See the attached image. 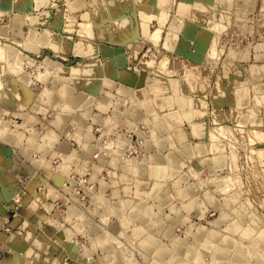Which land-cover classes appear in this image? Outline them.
<instances>
[{"label": "rangeland", "instance_id": "1", "mask_svg": "<svg viewBox=\"0 0 264 264\" xmlns=\"http://www.w3.org/2000/svg\"><path fill=\"white\" fill-rule=\"evenodd\" d=\"M51 1L0 6L13 55L0 60V229L24 240L25 207L56 227L50 246L87 264H264V0H134L121 39L100 37L116 30L103 13L97 24L73 15L79 0ZM17 17L28 25L12 37ZM58 36L67 46H53Z\"/></svg>", "mask_w": 264, "mask_h": 264}, {"label": "crops", "instance_id": "2", "mask_svg": "<svg viewBox=\"0 0 264 264\" xmlns=\"http://www.w3.org/2000/svg\"><path fill=\"white\" fill-rule=\"evenodd\" d=\"M53 1L54 0H52L51 2H53ZM69 1H70V3H69ZM69 1L67 0L68 4H72L71 0H69ZM79 1H80V3L76 1L74 4L71 5L73 7V9L71 10L73 12V15L77 14V16H81V17H82V15L83 16L87 15V17L92 19V21H94V23L98 24L99 23L98 18L94 16V13L96 16H97V13H98V16L101 13H103L105 15L103 20L108 19V20H106L107 23L109 21V22H111V25L116 24V30L112 26L113 27L112 30L110 29L108 32L105 30L103 32L101 31L100 37H106V38H107V36H106L107 33L108 34L110 33V36H113L117 39L118 38L121 39V38L125 37V35H128L131 32V29H130L131 27L129 25V19H125L123 15H120L122 7L133 8L134 4L137 8L141 7V5L138 3H135L134 0H129L127 5L119 4L121 0H114L115 4H111V3H109L108 0H104L106 3L103 5V2H102V4L100 3L103 0H99V2H98L99 4L96 3V6L93 3L94 2L93 0H79ZM163 1L165 3L167 0H163ZM184 1H190V2H192V1L202 2L203 1V2L209 3L211 5H214L216 3V0H202V1L184 0ZM16 2H17L16 0H0V6L4 10L16 12V9L18 6ZM28 2L29 3L24 5V9L26 11H28L29 8L35 9V0H29ZM71 6H69V7L72 8ZM76 6H78V7L74 8ZM97 7H101V8H99L100 9L99 12H98V9H94ZM147 7L149 8V0H148ZM105 8H107L108 12H104ZM119 15L121 18L119 17ZM40 22H44V16L43 15H40ZM193 22L196 23L197 21H193ZM23 23L27 24V22H23ZM23 23H16V26L11 25L10 30H9V35H11L12 37H14V36L18 37L20 32H21L19 27ZM187 23H192V20L190 21L188 19ZM22 27H23V25H22ZM129 35H131V34H129ZM55 38H57V37H55ZM65 46H67V43L64 40V47ZM75 46L81 51H90L92 49H95V44L93 42H91L89 40H85V39L77 40ZM173 88H174V92H175L174 100H177L182 105L186 106L188 100L185 96L181 95L180 86L178 84L173 83ZM62 91H63V95L68 96V88H63ZM0 131L3 132L4 131L3 128H1ZM53 138H54V135L49 134L48 139L52 140ZM3 164L5 165V163H3ZM3 164L0 165V167H3ZM24 167L25 168H22V169L25 171V173H27L26 166H24ZM13 170L15 172H17L15 169H13ZM0 172H2V171H0ZM20 172H21V170H20ZM153 173H156V172L151 171V174H153ZM8 174H9L8 176H10L12 179L13 178L16 179V177H17L16 174L14 175L13 173H10L9 171H8ZM2 177H3V173H0V180H1L0 183L2 185H4L5 182L4 181L2 182ZM7 183H9V182H7ZM1 200H3V199H1ZM0 203H1V201H0ZM140 210H142V209L139 208V211ZM143 211L146 212V214L152 213V212H150V209H143ZM27 212H28V209H26L25 207H22L20 209V215L23 217H27V219L29 220L30 226L28 225L27 227H25L24 231H22L23 233L21 235L23 236L24 240L16 241L13 239V237H15L14 233L4 231L5 227L7 228V226L10 225V223L7 222L8 220L5 217L3 210L1 212V209H0V213H1L0 219H2L4 221V224H5V227L0 229V264H24V262L27 261V259H29V258H35L36 260H38L36 262H39V260L45 261L44 257H46L47 255L52 256L50 264H84V263H86V261H81V260L77 261V259H69V257L66 256L68 253V250L59 252V251H57L58 249L56 247H54L52 245L50 246L48 244L49 238L55 240L56 239L55 236H58V234H59L56 231L57 230L56 227L49 225V224H47V226H46V224L44 226L39 225L40 223H38V220L43 221L42 217H41L42 214L38 213L37 211H34V212H31L30 215H28ZM140 227L141 228L138 229L140 231L136 232V234H140L142 231H144V227H142V226H140ZM46 228L52 231L51 235L48 234V231L46 230ZM250 230L251 229L245 230L244 234L249 235L248 232ZM42 235L44 236V240L46 239L45 241L40 239L42 237ZM262 235H264V233H262ZM215 236H216V234H213L211 232L209 234L207 233V239L208 238L214 239ZM9 241L15 242L16 247L14 246V250L9 248V247H6L5 243L9 242ZM146 242H148V241H146ZM107 243L101 242V245L104 248H102L101 245H99V243H98L97 249L100 248V250H104L106 248ZM153 251H154V249H153ZM153 251H151V252H153ZM156 252L159 254H164L166 252V248L164 246H160V247L157 246ZM240 255L241 256L243 255L242 250L237 251V256H240ZM64 256H66V257H64ZM15 257H17V258L15 259ZM100 262L98 264H100Z\"/></svg>", "mask_w": 264, "mask_h": 264}, {"label": "bare ground", "instance_id": "3", "mask_svg": "<svg viewBox=\"0 0 264 264\" xmlns=\"http://www.w3.org/2000/svg\"><path fill=\"white\" fill-rule=\"evenodd\" d=\"M16 1H17L16 3H17V5H18V7H19V8H23L24 5L27 4L29 0H16ZM15 13H16V12H15ZM16 14H17V13H16ZM5 16H6V15H5ZM7 19H8V17H7ZM22 21H23V20H22ZM83 22H84V21H83ZM16 23H21V20H20L19 17L15 18V25H16ZM90 23H91V22H89V24H90ZM3 24H4V22H3ZM7 24H8V23H7ZM85 24H86V23H85ZM85 24H84V25H85ZM220 24H221V23H220ZM82 25H83V24H82ZM87 25H88V24H87ZM87 25H85V27H86L87 32H88V30H89L90 28L88 29ZM8 26H9V25H8ZM19 26H20V25H19ZM88 26L90 27L91 24L88 25ZM208 27H209V26H208ZM83 28H84V27H83ZM84 29H85V28H84ZM91 29H92V28H91ZM157 30H158V29H157ZM157 30H156V31H157ZM156 31H155V32H156ZM89 32L92 33V30L89 31ZM158 32H159V31H158ZM158 32H156V33L158 34ZM91 33H90V34H91ZM154 34H155V33H154ZM5 35H6V34H5ZM8 35H9V34H8ZM16 35H17V34H16ZM215 35H216V34H215ZM151 36L154 37L153 34H151ZM158 36H159V35H158ZM158 36H157V37H158ZM217 36H218V35H217ZM157 37H156V38H157ZM215 37H216V36H215ZM150 38H151V37H150ZM216 38H217V37H216ZM152 39L154 40V38H152ZM156 40H157V39H156ZM156 40H155V41H156ZM214 42H215V44H217V41H214ZM55 44H56V45H55ZM52 45H53V44H52ZM53 46H56L57 49H59L60 47H64V40H63L60 36H58L57 38H54V45H53ZM216 47H217V46H216ZM5 49H6V48H4V46L0 45V60H3V61H4V60L7 61L6 59H2V58L4 57V55H5V53H7ZM210 50H211V49H210ZM215 50H216V49H215ZM217 50H218V49H217ZM208 51H209V50H208ZM12 52H13V50H12ZM216 52H217V51H216ZM9 53L12 54L11 51H9ZM7 54H8V53H7ZM7 54H6V56H8V55L10 56V54H8V55H7ZM211 54H212V53H211ZM217 54H218V53H217ZM12 56H13V55H12ZM12 56H10V57H12ZM209 56H210V54H209ZM141 58H142V57H141ZM8 59H9V58H8ZM129 59H130V58H129ZM9 60H10V59H9ZM5 61H4V62H5ZM10 61H11V60H10ZM140 61H141V60H140ZM4 62H3V63H4ZM5 64H6V63H5ZM130 64H131V63H130ZM150 65H151V63H150ZM0 67H1V66H0ZM3 67H4V66H3ZM3 67H1V68H3ZM6 68H7V66H6ZM0 71H2V69H0ZM37 71H39V70H37ZM46 71H47V70H46ZM42 72H43V71H42ZM42 72H41V73L38 72V73H39V74H43ZM74 72H75V70H74ZM79 73H80V72H79ZM76 74H77V73H76ZM36 75H38V74H36ZM49 75H50V73H49ZM49 75H47V76H49ZM150 75H151V74H150ZM42 76H43V78H44V75H42ZM47 76H45V78H47ZM151 76H152V75H151ZM0 78H1V76H0ZM39 79H41V76H40ZM42 80H44V79H42ZM45 80H46V79H45ZM154 80H155V79H154ZM152 81H153V80H152ZM0 83H1V82H0ZM2 84H3V83H2ZM2 84H0V85H2ZM27 85H28V84H27ZM2 86H3V85H2ZM1 88H4V87H1ZM1 88H0V89H1ZM30 95H31V94H30ZM119 116H120V115H119ZM4 126H5V125H4ZM9 126H10V125H9ZM7 128H8V127H7ZM3 130H4V128H3ZM5 130H6V127H5ZM41 136H42V135H41ZM211 136H212V135H211ZM214 136H215V135H214ZM212 141H213V140H212ZM215 143H216V141H215ZM215 143H213V144H215ZM107 145H108V143H107ZM5 148H6V147H5ZM8 150H9V149H8ZM9 151H11V150H9ZM261 151H262V150H260L259 152L261 153ZM9 153H10V152H9ZM12 153H13V152H12ZM14 155H15V154H14ZM235 176H237V175H235ZM225 177H226V176H225ZM227 177H228V176H227ZM227 177H226V178H227ZM230 177H231V175H230ZM230 177H228L230 181H231V178H232V181H234L233 178L236 179V177H234V174H233V177H231V178H230ZM238 177H240L239 174H238ZM238 179H239V178H238ZM206 181H207V180H206ZM232 181H231V182H232ZM225 182H226V181H225ZM201 183H203V182H201ZM204 183H205V182H204ZM227 183H229V181L226 182L225 184H227ZM236 183H237V180H236L235 184H234V182H232L230 185H232V186L234 187V186L236 185ZM239 183H240V179H239ZM227 185L230 186L229 184H227ZM226 187H227V186H226ZM228 188H230V187H228ZM231 189H232V188H231ZM224 190H226V188H225ZM229 190H230V189H229ZM229 190H227V192H229ZM222 193H224L223 190H222ZM235 194H236V193H235ZM140 228H141V227H138L137 229H135L136 232L140 231V230H138V229H140ZM162 230H163V231H166L167 228H166V227H163ZM248 234L250 235L251 232H248ZM261 235H262V232H261ZM230 236H231V235H230ZM206 241H208V239H206ZM58 245H59V244H58ZM60 245H61V244H60ZM60 247H61V246H60ZM61 248H62V247H61ZM82 259L85 260L83 257H82Z\"/></svg>", "mask_w": 264, "mask_h": 264}, {"label": "built area", "instance_id": "4", "mask_svg": "<svg viewBox=\"0 0 264 264\" xmlns=\"http://www.w3.org/2000/svg\"><path fill=\"white\" fill-rule=\"evenodd\" d=\"M19 200H20L19 196H18V199H15V198H14V201H15L16 203H17ZM15 202L13 203V206H14ZM18 205L20 206L21 204H18ZM16 208H18V207H13V211H11L13 214H16ZM11 209H12V207H11ZM9 212H10V210H9Z\"/></svg>", "mask_w": 264, "mask_h": 264}]
</instances>
